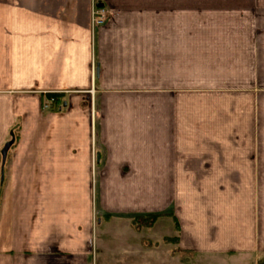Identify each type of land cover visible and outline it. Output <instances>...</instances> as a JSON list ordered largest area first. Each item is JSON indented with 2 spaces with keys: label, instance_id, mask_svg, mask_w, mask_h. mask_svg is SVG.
<instances>
[{
  "label": "crops",
  "instance_id": "1",
  "mask_svg": "<svg viewBox=\"0 0 264 264\" xmlns=\"http://www.w3.org/2000/svg\"><path fill=\"white\" fill-rule=\"evenodd\" d=\"M115 228L124 263L264 262V0H0V264L109 261Z\"/></svg>",
  "mask_w": 264,
  "mask_h": 264
},
{
  "label": "rangeland",
  "instance_id": "2",
  "mask_svg": "<svg viewBox=\"0 0 264 264\" xmlns=\"http://www.w3.org/2000/svg\"><path fill=\"white\" fill-rule=\"evenodd\" d=\"M6 158V155H5ZM5 158L2 157V165H4L5 162ZM3 168V166H2ZM3 171V170H2ZM113 224H118V222L114 221L112 222ZM97 227H96V232L95 234L97 236H102V235H106L107 232L104 231V229H106L105 227V222L102 220V218H98L97 220ZM142 224H150V219H141L139 225ZM108 225V224H106ZM116 231H114V233L117 236H114L113 238L107 240V244L108 247L110 249V255L109 256V261H104L103 256L100 254L98 255V263L97 264H213V263H202L200 260V258L198 256H196L195 254H185V253H181L175 245L169 244L168 242H166V238H162L159 237L157 239L156 242H151L150 241V246L149 248H144V250H154V248H156V250L158 251V256L156 257H151L148 258V260H143V262H129V263H124V261H122L121 259L119 260V256L120 255H116V254H123V249H125L124 244L122 243L121 240L123 238H118L121 235L123 237H125L126 233V229L125 228H115ZM148 235V234H147ZM160 235V234H159ZM144 238V237H143ZM144 240V239H143ZM128 242V244L131 245V247H139V245H142V241L138 242V240H128L125 241ZM147 252L143 251L142 254H146ZM114 256H117L116 258ZM212 261V260H211ZM264 262L260 263L263 264Z\"/></svg>",
  "mask_w": 264,
  "mask_h": 264
},
{
  "label": "built area",
  "instance_id": "3",
  "mask_svg": "<svg viewBox=\"0 0 264 264\" xmlns=\"http://www.w3.org/2000/svg\"><path fill=\"white\" fill-rule=\"evenodd\" d=\"M105 21V12L101 9H95L92 12V25L93 26H100L103 25ZM54 103V99L50 98L48 101L44 104V108H49Z\"/></svg>",
  "mask_w": 264,
  "mask_h": 264
},
{
  "label": "water",
  "instance_id": "4",
  "mask_svg": "<svg viewBox=\"0 0 264 264\" xmlns=\"http://www.w3.org/2000/svg\"><path fill=\"white\" fill-rule=\"evenodd\" d=\"M9 145H6L2 151V157L5 158L6 151L8 149Z\"/></svg>",
  "mask_w": 264,
  "mask_h": 264
},
{
  "label": "trees",
  "instance_id": "5",
  "mask_svg": "<svg viewBox=\"0 0 264 264\" xmlns=\"http://www.w3.org/2000/svg\"><path fill=\"white\" fill-rule=\"evenodd\" d=\"M147 219H150V223H151V221H154L155 220V218H147ZM140 221H141V219H137V221H135V223L137 222L138 224L140 223ZM142 225H145V224H142Z\"/></svg>",
  "mask_w": 264,
  "mask_h": 264
}]
</instances>
